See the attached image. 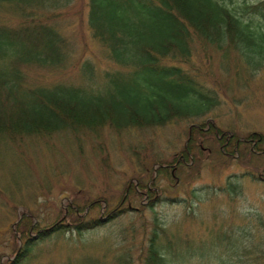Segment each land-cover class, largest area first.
Returning a JSON list of instances; mask_svg holds the SVG:
<instances>
[{
  "label": "trees",
  "instance_id": "obj_1",
  "mask_svg": "<svg viewBox=\"0 0 264 264\" xmlns=\"http://www.w3.org/2000/svg\"><path fill=\"white\" fill-rule=\"evenodd\" d=\"M61 1L0 0V143L15 145L28 136L83 131L92 148L99 149L105 129L121 132L175 121L187 125L186 140L178 155L159 158V153L151 158V165L157 167L145 168L149 179L144 181L146 173L139 174L118 199L109 201L98 195L87 203L68 202L56 219L44 225L23 212L14 222L13 257L0 259V264H30L39 242L55 233H81L120 215L142 213L144 206L152 208L163 192L152 187L157 177L171 176L170 167L174 170L190 163L188 167L193 168L205 140L210 153L221 158L243 162L244 153L256 155L263 167L243 175L256 181L264 177V134L250 132L242 139L206 121L205 115L220 99L198 81V69L189 71L183 66L192 62L197 49L206 52L212 48L228 62L229 55H234V66L241 65L245 74L259 70L264 65V0H87L90 35L105 58L121 69L105 70L98 76L91 61L84 60L77 66L81 72L78 82L61 81L50 87L29 84L26 70L34 65L53 70L68 66V41L55 22L61 14L38 13ZM225 71L231 72L228 67ZM239 73L235 70L237 84L245 78ZM141 158L146 159L145 152L137 156V160ZM219 191L232 200L240 194L241 184L227 180L219 190L213 188L211 197ZM191 192L194 196L195 190ZM132 196L140 197L137 206L131 205ZM164 198L178 200L176 196ZM188 205L191 207V202ZM87 210L95 213L86 218ZM262 220L258 216L256 229L264 226ZM145 226L149 230L139 243L136 259L123 252L115 264H170L173 258L191 251L189 246L182 248L178 238L169 237L156 215L137 228L144 231ZM135 227L130 229L135 232ZM240 230L239 261L249 254L253 264H258L263 253L251 255L242 245L244 231ZM32 232L37 233L36 238Z\"/></svg>",
  "mask_w": 264,
  "mask_h": 264
},
{
  "label": "rangeland",
  "instance_id": "obj_2",
  "mask_svg": "<svg viewBox=\"0 0 264 264\" xmlns=\"http://www.w3.org/2000/svg\"><path fill=\"white\" fill-rule=\"evenodd\" d=\"M86 1L62 0L54 8L38 11L61 14L55 22L68 41V66L53 70L34 65L26 70L29 84L50 87L61 81L78 82L81 72L77 66L84 60L91 61L98 76L105 70L121 69L105 58L100 45L92 39L86 22ZM198 51L192 62L183 66L189 71L198 69V81L220 99L205 115V120L242 139L250 132L264 134V65L248 75L243 73L245 69L241 65L234 66V55H229L228 62L221 52L212 48ZM226 67L231 70L228 72L231 76ZM235 70L245 77L240 84L234 80ZM186 130L187 125L179 121L130 127L121 132L105 129L99 149L92 148L83 131L77 135L59 131L43 137L28 136L18 139L15 145L1 142V262L13 255L14 222L23 212H29L44 225L56 219L68 202L87 203L98 195L109 201L122 197L128 183L135 182L139 174L146 173L143 180L149 179L145 168L157 167L151 165V158L159 153V158L178 155L186 140ZM201 147L199 162L193 168L188 167L190 163L179 169L170 167L171 176L157 177L152 187L163 192L161 201L152 208L144 206L143 214L133 211L81 233H55L39 242L30 264H115L123 252L135 260L139 243L149 230L148 226L144 231L137 226L150 221L153 215L167 227L170 238H178L182 248H191L184 257L173 258L170 264H253L249 254L241 256L239 261L242 228V245L250 249L251 255L259 257L263 253L259 262L264 261V226L260 225L259 230L255 227L258 216L264 218V177L256 181L243 175L246 171L256 172L263 163L256 155L247 153L242 157L243 162L221 158L216 152L210 153L208 140ZM144 152L146 159L137 160ZM227 180L241 184L240 194L232 200L222 191L211 197L213 188L219 190ZM165 196H176L178 200H165ZM139 198L134 197L131 205L137 206ZM94 213L95 210L91 213L87 210L84 216L89 218ZM132 225L136 226L135 232L130 229Z\"/></svg>",
  "mask_w": 264,
  "mask_h": 264
},
{
  "label": "water",
  "instance_id": "obj_3",
  "mask_svg": "<svg viewBox=\"0 0 264 264\" xmlns=\"http://www.w3.org/2000/svg\"><path fill=\"white\" fill-rule=\"evenodd\" d=\"M36 237H37V234L34 235V238H36Z\"/></svg>",
  "mask_w": 264,
  "mask_h": 264
}]
</instances>
